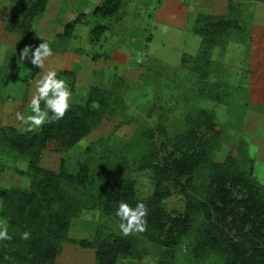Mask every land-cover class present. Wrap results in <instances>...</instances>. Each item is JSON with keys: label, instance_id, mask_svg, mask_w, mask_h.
<instances>
[{"label": "rangeland", "instance_id": "rangeland-1", "mask_svg": "<svg viewBox=\"0 0 264 264\" xmlns=\"http://www.w3.org/2000/svg\"><path fill=\"white\" fill-rule=\"evenodd\" d=\"M99 1L47 0L31 24L36 34L34 44L43 37L53 50L45 68L37 69V77L42 78L48 70L70 69L73 77L65 78L68 85L71 80L69 87L76 102H83L89 84L114 88L110 101L113 111L64 152L65 168L73 171L84 158L94 185L92 191L104 179L124 176L132 181L136 195L144 198L151 192L153 180L139 158L149 140H166L182 132L188 125L187 115L197 119L203 108L213 116V131L208 132L214 144L211 157L222 161L226 155L234 156L237 165L248 171L264 192V2L120 0L111 15L100 16L92 13ZM5 4L8 10L10 2L5 0ZM197 14L236 19L240 27L224 32L206 51L207 60L195 63L200 36L191 28ZM2 16L0 21L4 22ZM73 17L77 19L70 32L59 34ZM95 23L106 25L96 41L91 40L89 31ZM20 50L14 49V63L7 67L19 80L6 75L0 86V95H12L1 98L0 123H10L16 129L23 125L16 119V111L22 103L19 112L24 113L29 85L26 76L36 69L30 61L19 59ZM158 126L163 127L164 134H157ZM148 131L153 132L151 138ZM88 143L91 146L85 149ZM58 161L59 153L46 149L40 164L56 170ZM14 167L24 168V160L0 149V185L27 186L28 178ZM208 173L205 165L196 170L193 195L204 193ZM184 200L171 185L161 204L172 214L182 209ZM120 223L97 205L82 208L70 218L66 231L70 239L61 242L54 264H94L93 248L73 240L90 238L98 225L122 233ZM200 223L201 215L196 213L190 230L173 246L160 242V235L149 226L143 233L129 235L134 250L119 256L115 264H226L219 252L195 250Z\"/></svg>", "mask_w": 264, "mask_h": 264}, {"label": "trees", "instance_id": "trees-1", "mask_svg": "<svg viewBox=\"0 0 264 264\" xmlns=\"http://www.w3.org/2000/svg\"><path fill=\"white\" fill-rule=\"evenodd\" d=\"M8 1L10 6L2 16L3 25L5 30L17 34L14 47L22 49L26 44L36 43L32 20L43 12L47 0ZM119 3L120 0H100L94 4L92 13L111 15ZM76 19L66 21L59 34H68ZM239 27L236 19L197 14L191 28L200 36L193 56L195 63L203 58L207 60L206 51L224 32ZM105 28L104 23L93 24L89 30L91 40L96 41ZM56 71L58 76L73 77L68 68ZM69 84L71 86V80ZM113 97L112 85L89 84L83 102H71V109L56 123L45 124L33 132L18 131L10 123H0V149L25 161L24 168L13 169L28 178L27 186L0 185V217L12 236L10 241H0V264H54L61 242L70 239L66 231L71 217L84 207L97 205L103 213L120 221L115 212L121 201L133 207L137 202H144L149 209L148 226L160 235V242L166 246H173L190 230L194 215L199 213L201 223L195 236L196 251L219 252L226 264H264L263 189L248 171L237 165L234 156L226 155L222 161L211 157L214 144L208 132L213 131V116L206 109H199L197 119L187 115V127L170 139L149 140V146L139 158L140 165L150 170L153 180L152 190L144 198L136 195L132 181L124 176L104 179L92 191L94 185L84 158L73 171L65 168L64 152L96 121L111 114ZM22 107L20 103L16 113ZM156 129L157 134H164L162 126ZM152 135L153 132L148 131V138ZM90 146L88 143L85 149ZM46 149L59 153L56 170L40 164ZM203 165L209 169L208 180L204 193L195 196L191 193L194 174ZM169 185L185 197L182 209L172 214L161 204L169 193ZM25 231L31 233L28 240L20 238ZM73 241L93 248L94 264H115L119 256L134 250L129 236L100 225L90 238ZM6 256L9 259H5Z\"/></svg>", "mask_w": 264, "mask_h": 264}, {"label": "clouds", "instance_id": "clouds-1", "mask_svg": "<svg viewBox=\"0 0 264 264\" xmlns=\"http://www.w3.org/2000/svg\"><path fill=\"white\" fill-rule=\"evenodd\" d=\"M41 42L38 45L26 44L19 51V59L23 62L30 61L35 68L44 69L46 62L53 56L51 44L39 37ZM72 91L66 80L58 78L56 70H48L43 73L42 78L36 82L29 107L30 115L16 113V119L26 125L24 131L33 132L40 129L45 124L56 123L63 119L72 107ZM43 104V107L41 106ZM149 209L144 202H137L133 207L127 202L121 201L115 212L120 218L119 228L124 236L134 233H143L148 227ZM22 240L31 238L30 232L20 234ZM7 224L0 225V241H10ZM9 259V257H5Z\"/></svg>", "mask_w": 264, "mask_h": 264}, {"label": "crops", "instance_id": "crops-1", "mask_svg": "<svg viewBox=\"0 0 264 264\" xmlns=\"http://www.w3.org/2000/svg\"><path fill=\"white\" fill-rule=\"evenodd\" d=\"M249 1H254V2H257V3L264 2V0H249ZM0 4H3V6L0 5V13L6 12L7 9H4V6L6 7L5 0H1ZM0 15L2 16V14H0ZM3 23L4 22L0 21V69H2V71L0 70V86L2 85L3 82H5L6 75L9 76L10 80L11 79H13V80L18 79L19 80V78H16L15 76L11 75V74H13V72H8L7 71V67L11 68L12 64L14 63V57H13L14 56V49L16 50V48L14 47V42L16 40L17 34L15 32L5 30ZM263 65H264V60H263ZM37 69L38 68L34 69L32 73H28L27 74L26 78H27V81H28L29 85L27 86L28 83L26 84L24 82V84H26L28 89L26 90V95L24 96L26 98V101H25V104H24V113H23V115H25V113H27V112H29V114H31V109L29 107L30 100H31V97H32L33 93L35 92L36 82L39 79H41L40 77H37V75H36V74L39 73V70H37ZM18 77H20V76H18ZM58 77L62 78V79H65V80L67 78L66 76H62V75H59ZM26 78L22 79L20 77V79L22 81L26 80ZM66 81H68V80H66ZM11 96L12 95L10 93H5V94L0 95V103H2V99L1 98L8 99ZM71 102H76V101H74V99H72ZM2 109H3V107L0 104V112L2 111ZM21 124H23V123H21ZM24 128H25V125L23 124L17 130L18 131H22V130H24Z\"/></svg>", "mask_w": 264, "mask_h": 264}]
</instances>
